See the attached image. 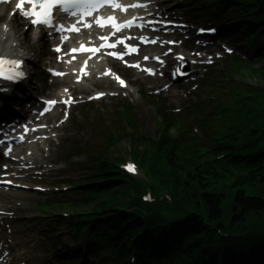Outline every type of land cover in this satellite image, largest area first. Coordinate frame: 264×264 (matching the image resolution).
<instances>
[{
    "label": "trees",
    "instance_id": "1",
    "mask_svg": "<svg viewBox=\"0 0 264 264\" xmlns=\"http://www.w3.org/2000/svg\"><path fill=\"white\" fill-rule=\"evenodd\" d=\"M255 1L264 11V0ZM260 76L264 77V71ZM245 108L249 109L245 118L243 113L241 116L239 112H232V117L241 116L243 119L239 125L240 132L235 131V136L237 140L251 141L263 150L264 97L258 96L251 103L247 102ZM173 131L169 126L167 134L153 143L145 138L131 140L125 151L142 158L145 164L150 163L152 174L177 195V207L193 213L190 223L179 233L174 232L172 239L176 241L193 234L190 241L194 257L192 263L219 264L218 254L205 252L204 244L211 232L221 231L228 236L220 251L225 264H264V171L239 179L237 169L218 174L207 170L194 152L172 142L170 136ZM120 143L117 142L118 145ZM114 147L116 155L100 161L98 174L99 179L109 182L101 187L103 194L89 203V207L104 217L112 214L113 221L119 224L126 217L113 211L124 205L123 199L129 196L132 185L121 177L112 163L122 160L116 144L108 148ZM260 156L264 157V154ZM124 226L130 229L126 222ZM124 242L127 243L126 240Z\"/></svg>",
    "mask_w": 264,
    "mask_h": 264
},
{
    "label": "snow or ice",
    "instance_id": "2",
    "mask_svg": "<svg viewBox=\"0 0 264 264\" xmlns=\"http://www.w3.org/2000/svg\"><path fill=\"white\" fill-rule=\"evenodd\" d=\"M68 0H51V2H48L46 4L43 5L45 11L43 13H38V12H35L33 11L32 13H28V12H23L22 14L27 17L29 15L31 16H35V17H41L43 16L44 19H43V23H46L49 25V27H51V21H50V16H51V8L54 6L55 3H63V4H67ZM75 2H82L84 4H86L88 7L87 9H81V14L82 15H90L91 14V9H93L95 7V3H94V0H75ZM73 15H75V13H73ZM38 21L37 20H34L33 23H37ZM97 23H101L99 20L97 21ZM115 27V25H114ZM119 30V29H117ZM203 31V30H201ZM109 47H115V45H109ZM89 51H95V49H87ZM56 51H59V48L56 49ZM5 61L3 59H0V64H3ZM8 63L12 64V65H15L17 67H19L20 65V62L19 61H16V60H12V61H8ZM181 70L178 68L177 69V72H180ZM15 76L16 77H24L25 76V73L24 72H16L15 73ZM0 77H3V79H7V80H13L14 77L9 75V76H3L2 73H0ZM4 90H7V89H4Z\"/></svg>",
    "mask_w": 264,
    "mask_h": 264
},
{
    "label": "clouds",
    "instance_id": "3",
    "mask_svg": "<svg viewBox=\"0 0 264 264\" xmlns=\"http://www.w3.org/2000/svg\"><path fill=\"white\" fill-rule=\"evenodd\" d=\"M13 33H15L17 38V50L20 53H24L26 51V48L24 47V44L31 43L36 44L39 42V34L37 30H33L28 34V37L25 38L23 36V32L20 30L15 29L14 27L10 26Z\"/></svg>",
    "mask_w": 264,
    "mask_h": 264
},
{
    "label": "rangeland",
    "instance_id": "4",
    "mask_svg": "<svg viewBox=\"0 0 264 264\" xmlns=\"http://www.w3.org/2000/svg\"><path fill=\"white\" fill-rule=\"evenodd\" d=\"M145 108L141 109V112L144 111ZM130 147V142L129 141H124L122 142L117 149L121 151V153H124L126 151V149H128ZM108 157L114 156L116 155V151L111 150L110 152H108V154H105Z\"/></svg>",
    "mask_w": 264,
    "mask_h": 264
}]
</instances>
